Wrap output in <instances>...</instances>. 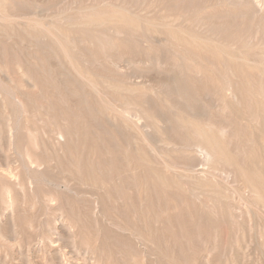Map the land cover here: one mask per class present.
I'll use <instances>...</instances> for the list:
<instances>
[{"label": "rangeland", "instance_id": "obj_1", "mask_svg": "<svg viewBox=\"0 0 264 264\" xmlns=\"http://www.w3.org/2000/svg\"><path fill=\"white\" fill-rule=\"evenodd\" d=\"M16 1L18 8L7 10L19 16L0 22V264H264V212L241 169L220 162L216 175L198 184L185 169L200 160L178 147L190 131L145 114L173 99L162 81L183 76L205 120L229 125L225 139L239 165L264 176L259 77H232L237 64L160 31L138 30L127 42L114 38L111 24L71 29L63 14L80 19L92 7L124 6L215 30L257 59L264 24L248 13L222 34L216 28L228 18L224 0ZM25 17L64 28L73 56L127 116L107 111L96 93L84 95L73 82V95L59 91L55 77L69 69L59 64L64 55L51 37L26 28ZM179 56L187 58L182 65ZM229 79L234 96L224 91ZM134 81L142 83L134 93L110 85ZM58 129L63 143L54 138Z\"/></svg>", "mask_w": 264, "mask_h": 264}, {"label": "bare ground", "instance_id": "obj_2", "mask_svg": "<svg viewBox=\"0 0 264 264\" xmlns=\"http://www.w3.org/2000/svg\"><path fill=\"white\" fill-rule=\"evenodd\" d=\"M223 2L229 7V11H227L228 13H226L229 19L227 18L226 21L222 22L221 25H219L221 27L216 28L218 30H221L222 34L223 32H227L223 30L231 29V24H233V22L236 21L238 17L243 18V16H247L248 13H251V17L253 18V20H257V22H259L260 24H264V0H224ZM104 4L106 6H111L110 3ZM245 4H249L250 6L245 9ZM17 5L18 2L16 0H0V22L3 20H13L15 16H19L18 13H14V11L10 12L7 10V8L9 7L11 9L15 7L18 8ZM90 9H92L93 11H90ZM90 9L85 10V14L80 19L66 18V14L64 13V20H66L71 29L76 27V29L79 28L80 30L86 32L90 30V26L111 24L113 25L112 30L115 34L114 38L125 37L124 39L127 42H131L130 40L133 39V36H135L134 33L138 30H143L145 33L160 31L162 33H166V38L172 39V41H175L179 44L193 45L222 58L226 63H229V66H233L231 64H237L238 67L233 71V73H231L232 77H235L238 74L246 77L250 72H253L261 80V91L259 93L262 94V98L260 97L261 100H259V103L264 110V45L259 50L263 57L261 59H257L251 56L248 49L244 48V46H237L235 42H233V44L227 43V39L222 40V37L215 34V30L211 33H204L192 30L183 25H179L174 21H157L144 16L142 13L132 12L130 9L124 6L112 7L111 9L106 10H101L97 7H92ZM23 24H25V27L27 26L29 28L31 27L33 29H37L39 33L51 37L60 49L59 51L64 55V58L62 59L64 62L59 61V64H67L69 69H67L66 72L58 73L60 75L58 77L61 78L55 77L57 79V82L59 81L60 83L59 91H62L63 94L68 93L73 95L74 93L71 92H73L72 90L75 91V89L70 90L71 82H73V84L77 85L78 89L73 85L74 88H76L77 90L80 89L82 91V94L84 95L85 93L87 94L90 91L96 93L95 95L101 98V102L105 103V108H107V111L111 113L117 112L126 115V110H119L116 104L112 102V100L105 98L106 96L103 95L104 93L101 89L99 80L90 73V70L86 66L81 65L79 60L75 58L71 51L68 49L65 42L67 38L65 37L64 28H62L61 26L55 28L52 25H48L39 19H34L31 17L23 18ZM218 30L216 33H218ZM112 43L113 45H115L113 41ZM186 60L187 58H184L183 56H179L177 58L179 65L184 64ZM160 62L161 61H158L157 63ZM60 65H58V67ZM63 73L67 75V78L63 79ZM185 80L186 79H184L183 76L181 78L177 77V79H174L172 81L170 80L167 82H163L165 81L163 80L162 83L165 84L164 86L166 88H169L168 90L170 91L171 95L173 94V99H164V101H161L159 103L160 106L158 105L159 109H156V111H154V109V112L151 111L153 112V116L148 115V112L145 114H147V116H150L148 118H154H151L153 121L157 119V121L160 120L161 122H164V124L173 123L182 129L190 131V138L181 142L182 144L178 147H181L180 149H182V152H184L188 157L195 156L200 160V162L197 164H189V166H187L185 169V174H187L190 178L197 180L199 184L200 181L209 180L211 179V177H214L216 175V165L220 162H226L228 164L235 165L239 169H241L242 174L247 179L249 187L255 193L256 198L263 208L264 212V176L261 172H259V170L251 173L239 165L237 159L235 158L236 156L231 153V150L229 149V146L227 145L228 143L225 139V134H227V132L229 131V125L205 120L206 117L204 118L202 109H200V107H198L197 104L194 103V100L191 99L188 92V85L186 84ZM227 82L228 84L224 87V91L228 95L234 96L235 94L232 91V79H229ZM33 85L34 84H32V86ZM110 85L117 89H121L124 91L126 90L128 91V93H134L138 90L137 88L138 86H140V83L138 81H134V83L131 82V84L129 85L114 83ZM143 85L147 87L146 84ZM147 85H149V88L151 89H156L155 85L153 84ZM140 87H142V83ZM169 109L172 111L170 117H168ZM144 111L146 110L144 109ZM130 117L132 116H129L128 118ZM9 131V142L11 145L13 143L14 137L13 127L10 126ZM141 133L142 135H145V133H143L142 131ZM65 135L66 133H64L63 129H58L55 131L54 138L57 139L59 143L61 141V143H63L66 141ZM165 143L169 146H172V144L173 146L175 145V143L172 142L169 138L165 141ZM150 148L155 154L159 152V149L157 147L155 148L152 146ZM33 165H35V163ZM36 165H38V163ZM199 165L202 166L197 167ZM206 165L207 167H204ZM166 167L170 170L177 171L176 166L173 164L166 163Z\"/></svg>", "mask_w": 264, "mask_h": 264}]
</instances>
